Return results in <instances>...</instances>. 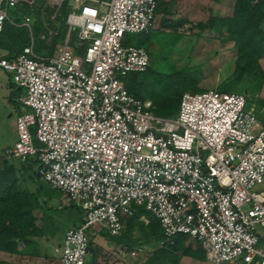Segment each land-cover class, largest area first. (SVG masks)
Masks as SVG:
<instances>
[{
	"label": "built area",
	"instance_id": "2783aa9c",
	"mask_svg": "<svg viewBox=\"0 0 264 264\" xmlns=\"http://www.w3.org/2000/svg\"><path fill=\"white\" fill-rule=\"evenodd\" d=\"M64 1L0 0V33L8 22L30 34L16 55L0 58V68L24 90L15 97L23 108L17 139L0 158L35 157V179L84 210L56 248L60 264H95L88 228L120 235L136 206L158 220V247L186 234L211 264H264V192L253 190L264 179V125L246 96L185 92L168 118L126 90L118 76L144 72L150 55L123 39L150 31L156 0H69L64 43L49 56L36 54L29 12L52 11L39 36L48 43ZM21 5L28 11L15 22L8 9ZM72 30L83 55L68 47ZM146 249L132 247L129 255Z\"/></svg>",
	"mask_w": 264,
	"mask_h": 264
},
{
	"label": "rangeland",
	"instance_id": "374dc122",
	"mask_svg": "<svg viewBox=\"0 0 264 264\" xmlns=\"http://www.w3.org/2000/svg\"><path fill=\"white\" fill-rule=\"evenodd\" d=\"M158 2L159 10L155 25L164 20L168 13L167 21L163 27L159 30L153 28L148 34L128 33L123 39L124 45L142 46L149 52L150 76L148 79L150 81L148 82L152 84L151 88L159 86L160 82H157L156 79L160 74H169L175 71L191 73L197 78L195 84L197 88L187 91L216 89L220 92L241 93L247 98L246 107L252 106L255 110L254 114L258 119H261V123L264 125V55L258 58L256 64L252 63L246 71H239L233 42L230 41L225 29L217 30L216 28L220 26V18L231 16L234 0H158ZM12 10L8 9V16L11 20L20 22V18L15 17ZM27 11L19 8L16 9V14L20 15ZM51 12L50 9L43 13L37 9L29 12L35 40V52L39 55H45L46 52L42 48H38L37 36L41 35L43 26L49 22ZM211 21H213V25L210 24ZM53 23L56 24L57 30L59 22L56 19ZM37 27L40 28L38 34ZM260 27L264 29V20ZM15 32L19 33L18 36L14 35ZM75 34L76 30H72L69 35L68 47L72 51H74V40L75 45L77 44ZM22 41L30 43L28 28L15 27L5 22V30L0 34V56L7 57L11 52L12 45L18 46ZM63 43L64 39L59 42V44ZM83 54L84 50L80 55ZM129 74L131 73L118 76V79L126 85V83H130ZM23 91L13 83L11 74L0 68V151L4 149L5 145H13L17 139L14 124L15 115L19 113L18 111H23L22 106L16 100L14 103L17 112L8 109L9 104L12 103L6 95L11 92L15 99V95L17 96ZM10 111L13 113L12 116H9ZM165 114L166 111H162L157 115L163 117ZM10 163L18 169L17 185L19 189L21 191L29 190L31 193L37 192L40 184L28 179L35 176L37 166L32 165L28 173L25 174V163L19 161ZM1 167L2 162L0 161ZM253 190L264 192V179L261 184L254 186ZM40 199L45 202V205L41 210L35 211L37 235L16 239L13 251H0L1 264H60V256L56 248L60 247L65 232L81 222L84 212L80 214L76 205L69 200L67 195L57 189H53L50 196H41ZM151 220L152 216H140L133 224L131 236L139 238L147 234L152 228ZM88 230H93V228L89 227ZM178 235L183 238L187 237L186 234ZM90 236L92 238L90 254L92 259L95 258L96 264H168V261L164 260L163 263H160L158 258L144 260L147 254L157 247L158 242L155 238L151 237L148 243H143L147 248L143 256L131 257L129 255L131 246L117 243L115 238L109 235L105 237L91 231ZM189 240L192 242L191 239ZM139 245L141 243L137 241L132 244L134 247ZM165 252L176 256L174 260L170 259V256H164L165 260L175 261L174 264H178L179 260L186 255L170 248ZM190 257L188 262L182 264H211L207 258L198 260Z\"/></svg>",
	"mask_w": 264,
	"mask_h": 264
},
{
	"label": "trees",
	"instance_id": "16d2710c",
	"mask_svg": "<svg viewBox=\"0 0 264 264\" xmlns=\"http://www.w3.org/2000/svg\"><path fill=\"white\" fill-rule=\"evenodd\" d=\"M157 1L156 15L159 10V2ZM22 8L23 11L27 10L24 5L18 7ZM70 11L69 0H65L60 9L58 10L56 19L59 22L57 27V34L53 38L51 45L48 50L52 52L53 47L61 42L66 35V18ZM16 13V12H15ZM167 16L164 20H161L153 27L148 33L154 28L159 30L163 27L167 21ZM264 20V0H234L233 12L231 16L223 17L219 19L220 26H217V30L222 28L226 30L229 39L234 44L237 55V68L239 71H246L249 69L252 63L256 64L258 58L264 55V29L260 27V24ZM210 24H214L211 21ZM5 27L1 33H3ZM40 31L37 27L36 32ZM0 33V34H1ZM17 33V34H16ZM145 33V34H148ZM18 32L14 35L18 36ZM76 37V34H75ZM27 43L25 41L20 42L17 46L11 47V52L8 58L16 55L23 46ZM74 53L80 55L83 52L84 46L78 43L75 45L73 42ZM255 61V62H254ZM150 66L144 72H130L129 79L130 83H126V90L140 99H149L152 103V111L155 115L160 114L162 111H166L163 117H174L179 108V102L181 95L185 92H198V91H187L188 89L195 90L197 78L191 73H184L181 71H175L169 74H160L157 77V82H160L158 87L151 88L152 84L148 77L150 76ZM144 83H147L146 85ZM143 84V85H142ZM159 116V115H157ZM162 117V116H160ZM33 144L38 146L39 144L33 138ZM2 167L0 168V251L14 250L13 247L16 244V239L26 237L28 235H37L38 227L36 225V213L35 211L41 210L45 202L40 199L41 196H50L53 189L50 185L41 180H36L35 176L28 179L35 181L40 184L37 192L29 190L21 191L17 185V174L18 169L10 163L12 160L0 158ZM25 163L24 173H28L32 165H38V161L35 157L29 158ZM41 189L42 191H40ZM72 202V201H71ZM76 205L77 211L83 214L84 210L81 206L72 202ZM134 214L130 217L126 223L123 232L120 235H111L105 228L100 226H91L93 230L89 231V249L91 250V236L90 232L99 234L101 236H111L115 238L117 243H121L127 246H132L133 242L148 243L149 239L155 238L157 242L162 238L161 228L159 222L154 218L143 206H136L134 208ZM142 215L152 216V228L151 230L142 237H132L131 232L133 230V224ZM84 216V214H83ZM83 219H81L82 222ZM78 225V224H77ZM175 235L173 237L172 245H165L157 247L147 260L157 259L160 263H163V256L167 249H172L182 254L190 255L198 260L206 259L205 250L201 244L197 241L190 242V238H183ZM95 262V258L92 259ZM1 264V262H0Z\"/></svg>",
	"mask_w": 264,
	"mask_h": 264
},
{
	"label": "crops",
	"instance_id": "0c3cea01",
	"mask_svg": "<svg viewBox=\"0 0 264 264\" xmlns=\"http://www.w3.org/2000/svg\"><path fill=\"white\" fill-rule=\"evenodd\" d=\"M13 11V13H14V15H15V17H19L20 18V15H18V14H16L15 12H16V9H13L12 10ZM9 18H10V16H9ZM11 19V18H10ZM56 23V22H55ZM52 26H54V24H52ZM55 26H56V24H55ZM33 35V34H32ZM56 36V35H55ZM54 36V37H55ZM37 38H38V40H39V46H38V48L40 47V48H42L43 50H45V52H46V54L45 55H42V56H49V55H51L52 53H53V51H54V48H55V46L56 45H58L59 43H57L54 47H53V50H52V52L51 53H49V50H48V48H49V46L51 45V42L53 41V39L51 40V41H49L48 43H47V41H45V40H43V39H40V37L39 36H37ZM33 39H34V37H33ZM29 44V43H28ZM27 45V44H26ZM34 51H35V40H34ZM36 53V52H35ZM9 54L10 53H8V56H9ZM37 54V53H36ZM39 55V54H38ZM8 56L6 57H4L3 55H1L0 56V58H8ZM10 58V57H9ZM10 85H11V83H10ZM10 88H11V86H10ZM12 94L13 93H11L10 92V94H8V95H6L7 96V99L12 103V104H9L10 105V107L8 108V109H10L11 111L12 110H14L15 112H17V107H16V105H15V99H13V96H12ZM15 97H16V95H15ZM23 110V109H22ZM9 112V116H12V112ZM19 113H20V111H18ZM19 113H16V115H15V126H16V118H17V115L19 114ZM16 141V140H15ZM14 141V142H15ZM8 146H11V145H5L3 148H5V147H8ZM2 148V149H3ZM157 247H158V243H157ZM156 247V248H157ZM155 248V249H156ZM153 251H154V249H153ZM152 251V252H153ZM152 252H150L149 254H147V256H146V258H144V260H146V259H148V257H150V255L152 254ZM1 253V252H0ZM178 253H180V252H178ZM172 255V254H171ZM170 254H168V253H164L163 254V256H161V258L163 257V260L164 261H168V264H174V262L175 261H173L172 262V260H165L166 258H164V256L166 257V256H170V259H175L176 258V256H171ZM174 255H177V254H174ZM191 259V257L190 256H186V255H184L180 260H179V263L178 264H182L183 262H188V260H190ZM172 262V263H171ZM166 264V263H165Z\"/></svg>",
	"mask_w": 264,
	"mask_h": 264
}]
</instances>
